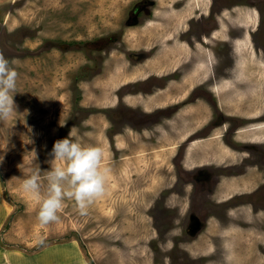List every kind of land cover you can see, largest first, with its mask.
<instances>
[{
  "label": "rangeland",
  "instance_id": "374dc122",
  "mask_svg": "<svg viewBox=\"0 0 264 264\" xmlns=\"http://www.w3.org/2000/svg\"><path fill=\"white\" fill-rule=\"evenodd\" d=\"M257 9L264 15L257 0H0V53L18 71L15 110L0 119V264H264ZM222 10L215 41L238 45L231 80L212 97L202 84L198 99L209 70L194 66L204 48L195 53L190 35ZM213 113L224 125L208 136ZM70 132L102 145L106 191L87 214L67 198L42 224L43 192L23 180L47 173Z\"/></svg>",
  "mask_w": 264,
  "mask_h": 264
},
{
  "label": "clouds",
  "instance_id": "9594fccd",
  "mask_svg": "<svg viewBox=\"0 0 264 264\" xmlns=\"http://www.w3.org/2000/svg\"><path fill=\"white\" fill-rule=\"evenodd\" d=\"M3 53H0V119H6L15 110L13 95L17 91L18 71ZM50 169L43 176L34 168L23 180V187L43 197L37 212L40 223L59 219L65 199L71 198L81 215L106 191L108 169L102 166L104 149L99 143H85L70 132L54 142Z\"/></svg>",
  "mask_w": 264,
  "mask_h": 264
},
{
  "label": "flooded vegetation",
  "instance_id": "af4514ba",
  "mask_svg": "<svg viewBox=\"0 0 264 264\" xmlns=\"http://www.w3.org/2000/svg\"><path fill=\"white\" fill-rule=\"evenodd\" d=\"M257 1L260 4L264 3V0H257ZM211 4H212V2H211ZM223 12H224L223 10L219 11V12L209 11V17H211V15H214V16H213V18H209L207 20H204L203 17H200V20L198 22H200V25H201L200 28H202V30H200V28H198L199 31L197 32V30H198L197 29L196 30V32H197L196 34L192 33L190 35V38L192 40H195V44L193 46L195 53L197 52L196 50H198V49L200 50L199 45L203 46V48H204L203 50H200V52L202 53L201 54L202 58L206 57L207 61H205V66L204 67L202 66L201 69H204V68L207 67V70L210 71V72L208 71L209 74L205 73L204 70L201 72V76L203 75L205 78H204V80L202 82H199L196 85V87L194 88V90L197 89V94H199V95L196 96L198 99L200 98L199 96H200V92L201 91L204 92V93H208V92L212 93L211 97L212 96H216V89H215L216 83H219L221 81L225 82V81H228V79L231 80L229 72H230V69L232 68V64H233L232 62L235 61V59L232 60L231 57L233 55L235 56V54H234V52L236 51L235 48L238 45L235 43V41L232 42L233 39H232V37L230 35L220 38V40H219L220 42L215 41L216 38H217V36H216L217 30H220L222 28L221 20L223 18H227L226 16L222 17V16L219 15V14H222ZM257 12H258V16H257L258 21H257V23L259 25V28H261L262 26H264V24L262 22V19H263L264 15H263V13L261 12L260 9H257ZM184 40H186V39H184ZM217 44H220V45L216 49L214 46H216ZM253 44H254V48H256V49H260V46H262L260 43H257V42H255ZM195 48H196V50H195ZM218 53L223 56V58H222L223 59V64L222 65L219 64V59H220L221 56L219 57ZM195 65H196V68H197V66L199 65V61L198 60L195 61L194 66ZM192 66H193V63H192ZM178 69H180L182 71L183 69H185V67H182V65H181ZM173 81L174 82H178V79L174 78ZM209 83H211V85H209ZM202 84H204V85H202ZM201 85H202V87L204 89L199 88ZM199 89H201V91ZM211 100H212V98H211ZM213 102L215 104V101H213ZM215 105H218V104H215ZM216 107H218L217 109L219 110L220 113H224L226 115H229L226 112H224L223 108H221L219 106H216ZM214 119L215 118H214V113H213V116L205 124L209 128L208 129L209 130L208 136H210L212 132L215 133L217 128L220 125H224V123H221V122L219 123L216 120L214 121ZM213 121H214V123H217V124H213L212 125ZM203 128H205V127H203ZM227 129L225 130V132L228 131ZM239 130L240 129H239L238 126L235 127L234 134H236V132H238ZM223 136H224L223 139H225V137H226L225 134H223ZM245 169H247V164H246ZM216 187H217V185H216ZM216 187H214V190L211 192L212 194L213 193L216 194V190H215Z\"/></svg>",
  "mask_w": 264,
  "mask_h": 264
},
{
  "label": "bare ground",
  "instance_id": "6f19581e",
  "mask_svg": "<svg viewBox=\"0 0 264 264\" xmlns=\"http://www.w3.org/2000/svg\"><path fill=\"white\" fill-rule=\"evenodd\" d=\"M183 18H184V17H183ZM214 18H215V17H214ZM182 20H183V19H182ZM245 36H246V35H245ZM247 40H248V39H247ZM212 42H213V41H212ZM201 49H202V48H201ZM199 55H200V54H199ZM207 57H208V56H207ZM200 58H201V57H200ZM206 59H207V58L205 57V58L203 59V61H199V65H198V66H199V67H198L199 71H201V67H202L203 65L205 66V61H206ZM244 61H245V60H244ZM239 62H240V61H239ZM206 65H207V64H206ZM241 66H242V64H241ZM241 66L239 65L238 68H240ZM244 66H245V64H244ZM260 66H261V65H260ZM262 66H263V65H262ZM240 71H241V70H240ZM197 73H198V72H197ZM240 73H241V72H240ZM240 73H239V75H242V74H240ZM242 73H243V72H242ZM260 73H261V72H260ZM239 75H238V78L240 77ZM247 75H248V74H247ZM244 76L246 77V75H244ZM258 76H259V75H258ZM258 76H257V77H258ZM203 78H204V77H203ZM246 78H247V77H246ZM200 79H202V78H200ZM247 79H248V78H247ZM221 80H222V79H221ZM223 80H224V79H223ZM219 81H220V80H219ZM228 81H229V79H228ZM240 81H241V79H240ZM226 82H227V81H226ZM229 83H230V81H229ZM222 84H223V83H222ZM252 85H253V84H252ZM257 85H258V84H257ZM218 86H221V85H218ZM224 86H226V85H224ZM231 86H233V85H231ZM244 86H246V85H244ZM252 87H253V86H252ZM224 88H225V87H224ZM224 88H223V89H224ZM227 88H230V84H229V86H227ZM255 88H256V87H255ZM258 88H260V87H258ZM258 88H257V89H258ZM248 89H249V88H248ZM257 89H256V90H257ZM238 90H239V89H238ZM238 90H237V91H238ZM243 90H244V89H243ZM261 90H262V89H261ZM261 90H260V91H261ZM240 91H242L241 88H240L239 92H240ZM263 91H264V90H263ZM243 92H244V91H243ZM250 92H252L251 89H250ZM256 92H257V91H256ZM244 93H245V92H244ZM244 93H243V95H244ZM253 93H254V92H253ZM249 94H250V93H249ZM261 94H262V93H261ZM261 94H260V95H261ZM239 95H240V94H239ZM253 95H254V94H252V96H253ZM241 96H242V95H241ZM246 96H248V95H246ZM246 96H245V97H246ZM261 96H262V95H261ZM242 97H243V96H242ZM248 97H249V96H248ZM250 97H251V96H250ZM243 98H244V97H243ZM243 98H242V99H243ZM246 98H247V97H246ZM253 100H254V99H253ZM261 100H262V99H261ZM174 102H175V101H174ZM255 102H256V100H255ZM257 102H258V101H257ZM257 102H256V103H257ZM259 102H260V101H259ZM260 104H261V102H260ZM262 104H263V102H262ZM256 105L258 106V104H256ZM256 105H255V106H256ZM225 106H226V105H225ZM261 106H262V105H261ZM253 107H254V105H253ZM259 107H260V106H259ZM259 107H258V108H259ZM263 107H264V106H263ZM252 110H253V109H252ZM253 111H254V110H253ZM258 112H259V111H258ZM233 113H234V112H233ZM252 114H255V113H252ZM254 116H255V115H254ZM256 118H257V117H256ZM259 118H260V117H259ZM254 123H255V122H254ZM262 123H263V121H262ZM256 124H257V123H256ZM256 124H255V125H256ZM251 125H252V124H251ZM258 127H259V126H258ZM262 127H263V126H262ZM263 128H264V127H263ZM246 129H248V128H246ZM255 132H256V131H255ZM249 133H250V132H249ZM261 133H263V135H264V131L261 132ZM261 135H262V134H261ZM220 146H221V144H220ZM217 147H218V146H217ZM217 147H216V148H217ZM219 148H220V147H219ZM217 152H218V149H217ZM211 154H212V153H211ZM206 155H207V154H206ZM209 155H210V154H209ZM209 155H208V158H209ZM220 156H222V155H220ZM220 156H219V157H220ZM219 157H218V158H219ZM229 189H230V188H229ZM223 190H224V189H223ZM224 191H225V190H224ZM226 191H227V190H226ZM228 191H229V190H228ZM222 193H223V192H222ZM230 193H231V192H230ZM229 195H230V194H229ZM230 202H231V201H230ZM226 203H227V202H226Z\"/></svg>",
  "mask_w": 264,
  "mask_h": 264
},
{
  "label": "crops",
  "instance_id": "0c3cea01",
  "mask_svg": "<svg viewBox=\"0 0 264 264\" xmlns=\"http://www.w3.org/2000/svg\"><path fill=\"white\" fill-rule=\"evenodd\" d=\"M252 180H253V178H252ZM261 239H263V237L261 238ZM225 240V243L224 244H227L229 247H231L232 246V244H233V242L235 241V240H233V237L232 238H230V239H224ZM261 241H263V240H261Z\"/></svg>",
  "mask_w": 264,
  "mask_h": 264
}]
</instances>
